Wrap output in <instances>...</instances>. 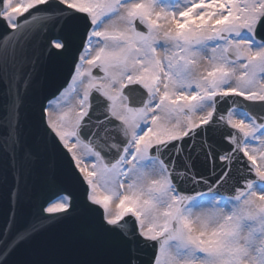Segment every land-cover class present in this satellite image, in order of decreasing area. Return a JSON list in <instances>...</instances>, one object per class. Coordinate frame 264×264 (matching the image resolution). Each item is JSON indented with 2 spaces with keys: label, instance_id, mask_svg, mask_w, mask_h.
Here are the masks:
<instances>
[{
  "label": "snow or ice",
  "instance_id": "obj_1",
  "mask_svg": "<svg viewBox=\"0 0 264 264\" xmlns=\"http://www.w3.org/2000/svg\"><path fill=\"white\" fill-rule=\"evenodd\" d=\"M0 24L10 201L40 149L84 188L10 217L0 264L77 215L118 257L56 264H264V0H0ZM52 59L66 86L30 95Z\"/></svg>",
  "mask_w": 264,
  "mask_h": 264
},
{
  "label": "water",
  "instance_id": "obj_2",
  "mask_svg": "<svg viewBox=\"0 0 264 264\" xmlns=\"http://www.w3.org/2000/svg\"><path fill=\"white\" fill-rule=\"evenodd\" d=\"M3 26L0 24V32ZM68 61L52 59L38 67L30 95H50L68 81ZM5 103L4 86L0 84V115ZM252 111H264L253 106ZM197 169L208 171L211 164L200 158ZM17 187V174L9 167L5 173L0 168V238L5 236L10 217L14 215L13 231L27 227L40 214V208L52 196L62 191L71 192L82 202L84 188L67 171L65 159L58 153L39 150V154L25 165L20 182V199L13 204L9 193ZM83 215L48 225L31 240L22 242L9 257L10 264H56L68 259H115L116 245L86 233Z\"/></svg>",
  "mask_w": 264,
  "mask_h": 264
},
{
  "label": "rangeland",
  "instance_id": "obj_3",
  "mask_svg": "<svg viewBox=\"0 0 264 264\" xmlns=\"http://www.w3.org/2000/svg\"><path fill=\"white\" fill-rule=\"evenodd\" d=\"M66 103L69 107H71L72 105H74L76 103V101L74 99H72L71 97H69V99L66 101Z\"/></svg>",
  "mask_w": 264,
  "mask_h": 264
}]
</instances>
